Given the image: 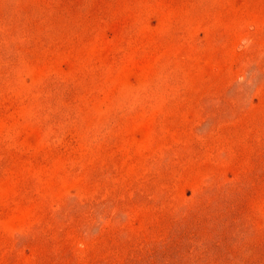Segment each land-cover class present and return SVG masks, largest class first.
Wrapping results in <instances>:
<instances>
[{
    "label": "rangeland",
    "instance_id": "rangeland-1",
    "mask_svg": "<svg viewBox=\"0 0 264 264\" xmlns=\"http://www.w3.org/2000/svg\"><path fill=\"white\" fill-rule=\"evenodd\" d=\"M0 264H264V0H0Z\"/></svg>",
    "mask_w": 264,
    "mask_h": 264
}]
</instances>
